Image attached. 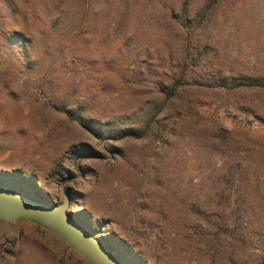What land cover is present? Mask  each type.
<instances>
[{
	"label": "rangeland",
	"instance_id": "obj_1",
	"mask_svg": "<svg viewBox=\"0 0 264 264\" xmlns=\"http://www.w3.org/2000/svg\"><path fill=\"white\" fill-rule=\"evenodd\" d=\"M0 188L120 264H264V0H0ZM0 264H86L0 221Z\"/></svg>",
	"mask_w": 264,
	"mask_h": 264
},
{
	"label": "water",
	"instance_id": "obj_2",
	"mask_svg": "<svg viewBox=\"0 0 264 264\" xmlns=\"http://www.w3.org/2000/svg\"><path fill=\"white\" fill-rule=\"evenodd\" d=\"M70 198L63 195L55 204L0 188V221H24L46 230L63 242L86 264H120L89 231L80 226L68 211Z\"/></svg>",
	"mask_w": 264,
	"mask_h": 264
}]
</instances>
